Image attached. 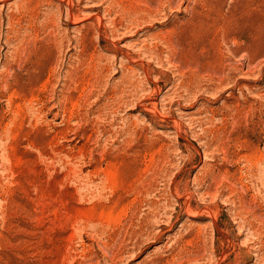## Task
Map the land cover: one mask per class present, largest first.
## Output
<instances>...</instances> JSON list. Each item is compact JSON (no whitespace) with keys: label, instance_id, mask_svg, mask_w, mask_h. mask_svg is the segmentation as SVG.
I'll list each match as a JSON object with an SVG mask.
<instances>
[{"label":"rangeland","instance_id":"1","mask_svg":"<svg viewBox=\"0 0 264 264\" xmlns=\"http://www.w3.org/2000/svg\"><path fill=\"white\" fill-rule=\"evenodd\" d=\"M0 264H264V0H0Z\"/></svg>","mask_w":264,"mask_h":264},{"label":"bare ground","instance_id":"2","mask_svg":"<svg viewBox=\"0 0 264 264\" xmlns=\"http://www.w3.org/2000/svg\"><path fill=\"white\" fill-rule=\"evenodd\" d=\"M140 183H141V182H140ZM139 186H140V185H139ZM135 188H136V187H135ZM121 200H122V199H121ZM121 200H120V201H121ZM122 201H123V200H122Z\"/></svg>","mask_w":264,"mask_h":264}]
</instances>
